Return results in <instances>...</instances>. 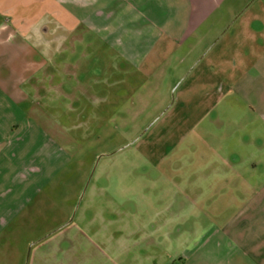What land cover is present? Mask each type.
<instances>
[{
    "label": "rangeland",
    "instance_id": "1",
    "mask_svg": "<svg viewBox=\"0 0 264 264\" xmlns=\"http://www.w3.org/2000/svg\"><path fill=\"white\" fill-rule=\"evenodd\" d=\"M199 58L115 86L25 60V106L69 158L5 230L0 264H179L215 227L253 228L256 210L264 226V115Z\"/></svg>",
    "mask_w": 264,
    "mask_h": 264
},
{
    "label": "crops",
    "instance_id": "2",
    "mask_svg": "<svg viewBox=\"0 0 264 264\" xmlns=\"http://www.w3.org/2000/svg\"><path fill=\"white\" fill-rule=\"evenodd\" d=\"M205 54L215 76L229 77V91L254 97L264 115V0H0V251L9 224L69 158L25 106L28 57L49 81L64 71L97 82L109 75L115 86L125 74L173 75L178 61ZM247 219L256 226L215 227L208 245L183 249L179 264H264L258 211Z\"/></svg>",
    "mask_w": 264,
    "mask_h": 264
}]
</instances>
